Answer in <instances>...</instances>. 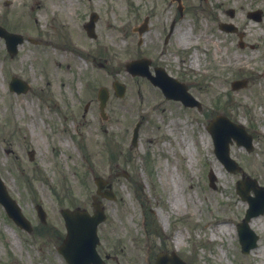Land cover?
Here are the masks:
<instances>
[{
  "label": "rangeland",
  "instance_id": "1",
  "mask_svg": "<svg viewBox=\"0 0 264 264\" xmlns=\"http://www.w3.org/2000/svg\"><path fill=\"white\" fill-rule=\"evenodd\" d=\"M9 1L5 5V0H0V23L26 39L42 41L26 40L11 58L0 39V175L35 228L33 235L20 230L0 205V264H66L57 252L66 233L60 208L80 206L92 211L94 176H112L118 197L104 201L108 218L100 233L108 237L107 247L116 243L118 253L129 251L132 264H142L141 251L147 241L160 246L161 240L190 264H264V215L255 218L252 227L261 238L258 248L243 254L237 227L248 204L236 191L242 175L228 172L220 163L207 131L210 119L217 114L245 123L257 136L256 149L248 154L234 145L231 153L245 174L264 186V77L250 84L238 70L237 59L251 60V67L264 74V29L260 26L264 9L254 0H231V4L183 0L196 10L191 14L186 9L184 16L178 17L168 46L170 63L178 71L173 74L187 82L202 102L200 113L166 100L146 78H133L126 72L125 64L136 52L154 55L158 64L166 60L160 54L162 43L151 42L153 34L145 37L142 47L137 34L132 40L124 38L120 25L128 8L123 0L117 5L118 19L105 24L97 45L79 36L82 31L66 0ZM156 1L159 15L175 16L176 4L169 0H146L137 23L153 10ZM226 7L234 9V17L226 13ZM257 9L262 12L260 21L248 17V11ZM200 17L204 18L203 28L197 20ZM162 21L168 24L167 19ZM219 22L238 26L245 47L239 46V34L222 33ZM67 34L74 35L68 43L61 38ZM92 45L100 56L96 61L85 57L86 50H94ZM70 50L83 55L73 56ZM196 53L199 56L194 62ZM13 76L25 79L32 90L21 96L10 93L7 86ZM236 80L246 81L245 86L234 89ZM114 81L126 84L124 98L115 96ZM102 86L110 91L107 121L100 116L97 99ZM92 93L93 105L85 111ZM238 95L244 104L233 102ZM28 103L33 104L32 110ZM137 122L142 124L139 146L133 147ZM27 123L31 129L25 128L27 133H23L19 129ZM33 123L37 125L34 128ZM29 152L35 153L34 162ZM210 170L217 179L215 189L210 186ZM26 182L36 189L32 192ZM175 201L180 208L175 207ZM36 202L47 213V225L36 216ZM219 220H224L231 233L213 237L212 228ZM176 233L180 234L178 243ZM150 252L155 254L157 249Z\"/></svg>",
  "mask_w": 264,
  "mask_h": 264
},
{
  "label": "water",
  "instance_id": "2",
  "mask_svg": "<svg viewBox=\"0 0 264 264\" xmlns=\"http://www.w3.org/2000/svg\"><path fill=\"white\" fill-rule=\"evenodd\" d=\"M0 36H5L6 38H8L10 49L12 53H15L17 45L21 43L22 41L21 37H18L15 35H9L8 33L4 32V30L2 31L0 30ZM144 64H145L144 62L130 64L128 68L132 72L133 67H136L137 74L144 75L145 74V66H143ZM161 86L163 87L164 91H166V93L169 94V92L164 87V85L161 84ZM116 88H117L118 94H120V96H123L124 87L117 86ZM173 96L177 98L178 94L174 93ZM107 98H108V93L105 89H103L101 91V99L103 100V102H105ZM217 123H218L217 126L216 125L214 126L213 124L212 132L214 134L216 143L218 144L219 158L227 166V168H229L231 171L238 170L236 163L234 161H231L229 158V147H228L229 143L231 142V139H235L236 141L244 143L247 147H249V149H251L252 148L251 147L252 138L249 135H247V132L241 126L234 125L224 118H219L217 120ZM214 129H215V132H214ZM210 179H211V184L214 186L213 182L215 181V177L213 173L210 174ZM101 182H102L101 180L97 179V183L100 187H101ZM252 183H254L255 185L254 190L257 194L256 198L248 197L247 195L243 194L241 189L239 188V192L242 195V197L244 199H248L251 205V209L245 221V224L241 225L242 230L240 234L242 235L244 234L247 235L248 233H250L246 226V222L250 219V217L253 214H258L259 212H262L264 210V198H261V196L259 195V193L262 191L261 190L258 191L257 184L255 181H252ZM0 202L5 205L8 213L10 214V216L14 218V220L18 223V225L31 231L30 223L17 210H15L13 206L14 202L9 198L1 180H0ZM95 207L97 209L95 218L97 219L90 218L86 211H81L78 209L75 211H70L68 209L62 211V214L65 217L68 228L71 225H73V230L70 233H92L91 235L89 234L84 235V238L85 239H88L90 237L96 238L95 233L97 230V225L99 222L104 220V214L98 206H95ZM256 210H260V211L254 212ZM39 213L42 217V221L46 222L45 214L42 211V209H39ZM256 240L257 238L254 237L252 233H251V237H247L243 239L242 242H244L243 244L244 251L247 252L252 247L256 246V243H255ZM97 241L98 240L96 238L95 242ZM95 246H96V243L93 244V248L91 249L90 252H88L89 249H84L83 247L77 248L76 246V248H73L72 252H69L70 254L69 259L72 260L74 264H91L95 261V254H94ZM66 248H67L66 244H64L62 248H60V251L63 253L65 257L67 256ZM78 253L80 254V256ZM75 255H77V259L74 261ZM79 258L81 259L78 261ZM158 264H168V263L164 260H161Z\"/></svg>",
  "mask_w": 264,
  "mask_h": 264
},
{
  "label": "flooded vegetation",
  "instance_id": "3",
  "mask_svg": "<svg viewBox=\"0 0 264 264\" xmlns=\"http://www.w3.org/2000/svg\"><path fill=\"white\" fill-rule=\"evenodd\" d=\"M123 1H125V3L128 5L129 12L126 21L121 20L124 25H120V27L122 28V32L125 33L126 37L130 39L133 37V35L136 34V13H138L142 8L140 7L142 4V0ZM138 1L139 6L137 4ZM66 2L68 8H70L71 12L73 13V21L76 23L77 28L82 31V33H79V36L85 42H91L93 45H97L99 41L103 38V28L105 24L112 23L115 18L118 19L116 10L119 0H66ZM182 14H184V11ZM164 18H166V15L164 16ZM158 19L161 20V18ZM172 22L174 23L175 29L176 20H173ZM174 29L171 34L164 33V31L166 30V26H164L163 24H157L153 27V29H151L153 31L152 34L154 35L151 39V42L154 44L161 42L163 44L162 56H164V59L166 60L167 64L171 66L172 70H174L175 66L170 63V50H168L167 47L171 44L174 39ZM70 36L73 37L74 35L70 34ZM93 45L92 47H94V52H96L97 49ZM39 135H41V133H39ZM101 235V245L99 247V251L102 257L105 258V264H132L129 251H126V253L123 254L124 249H121V252L118 253L116 243H114L113 246L107 247V245L105 244V240H107L108 237L104 236V233H101ZM147 243L148 247L146 253L148 255L147 258L150 264L156 261L158 253H169L168 246L162 240L160 246H158L154 241L150 243L147 241ZM153 249H157V253L151 254L150 251H153ZM142 254L143 249L141 251V261L143 262ZM180 257L184 259V257Z\"/></svg>",
  "mask_w": 264,
  "mask_h": 264
},
{
  "label": "bare ground",
  "instance_id": "4",
  "mask_svg": "<svg viewBox=\"0 0 264 264\" xmlns=\"http://www.w3.org/2000/svg\"><path fill=\"white\" fill-rule=\"evenodd\" d=\"M217 2H222V3H233L231 0H216ZM231 1V2H230ZM258 2H256L254 0V2L256 3V5H259L261 6L263 9H264V0H257ZM240 10H244L245 6L244 5H240L238 7ZM39 22V20H36V23ZM185 23H188L187 20L184 21ZM203 20H201L199 22L200 26L203 28ZM260 26L262 29H264V19L262 20V22L260 23ZM187 40V37H185V41ZM198 53L195 55V58H194V62L196 61L197 57H198ZM237 58V57H236ZM239 60V63H238V70H240L242 73H243V77L244 78H247L250 80V84H253L255 81H257L258 79H261L263 78V74L259 73L257 71V69H254L251 67V60H247V59H243V58H237ZM233 98H234V94L232 95ZM235 103H239V104H244V100H242V97L240 95H238V98L237 99H234ZM27 108L29 110H32L33 109V105L32 103H28L27 104ZM207 144V142H206ZM190 163H192V156H191V159L189 160ZM175 207L177 208H180V204H176V201L174 203ZM224 223V220H219L217 222V225L215 227L212 228V233H213V237L215 236H218L219 234H227L226 231H228L229 233H231V228L229 227H226L223 225ZM256 225V220L252 221V226L254 227ZM229 228V229H228ZM179 233V232H178ZM176 243H178L179 239H180V234H176Z\"/></svg>",
  "mask_w": 264,
  "mask_h": 264
}]
</instances>
